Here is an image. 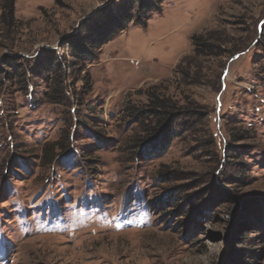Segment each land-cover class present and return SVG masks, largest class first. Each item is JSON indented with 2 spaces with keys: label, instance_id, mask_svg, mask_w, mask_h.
I'll return each instance as SVG.
<instances>
[{
  "label": "rangeland",
  "instance_id": "rangeland-1",
  "mask_svg": "<svg viewBox=\"0 0 264 264\" xmlns=\"http://www.w3.org/2000/svg\"><path fill=\"white\" fill-rule=\"evenodd\" d=\"M144 4L13 0L0 23V264H264V0ZM110 13L132 20L75 58ZM159 96L171 125L138 148Z\"/></svg>",
  "mask_w": 264,
  "mask_h": 264
},
{
  "label": "trees",
  "instance_id": "trees-1",
  "mask_svg": "<svg viewBox=\"0 0 264 264\" xmlns=\"http://www.w3.org/2000/svg\"><path fill=\"white\" fill-rule=\"evenodd\" d=\"M3 0V5L1 6V17L0 23L1 25H5L6 28L12 25L14 20L13 15V0ZM139 2L138 14H143L145 12V4L144 0H136ZM118 12H123L122 9L117 10ZM117 12V13H118ZM132 20L131 16H120L110 13L102 23H94L93 26L87 31V36L84 38H80L79 36H75L69 38L65 45H69L73 51V55L77 59H90L93 58V49L99 48L100 46L106 44L111 38L118 32L122 31L124 25ZM134 23L137 25H143V23L136 18ZM195 46V55L197 57H206V56H217L219 54L214 53L213 47L210 44H205L201 42L193 41ZM80 62H83L80 61ZM153 99V100H152ZM150 99V103L147 106L148 108L144 113L148 114L150 117H155L157 122L152 128V130H145V138L143 140H138L134 144L136 147H145L146 149H155L159 145V135L161 134V129L164 127H170V123L174 117V109L166 104V100H163V96L153 97ZM156 99V100H155ZM156 101V102H155ZM164 101V102H163ZM168 101V100H167ZM169 102V101H168ZM166 104V105H165ZM134 115L131 114V117ZM159 119V120H158ZM169 124V125H168ZM168 132V131H166ZM163 177H166L165 180H170V174L166 173Z\"/></svg>",
  "mask_w": 264,
  "mask_h": 264
}]
</instances>
